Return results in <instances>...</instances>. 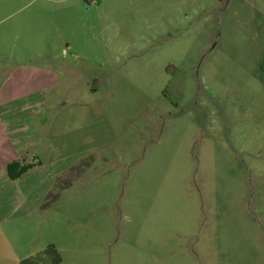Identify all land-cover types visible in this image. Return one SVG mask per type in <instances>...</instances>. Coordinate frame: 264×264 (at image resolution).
<instances>
[{
  "label": "rangeland",
  "instance_id": "1",
  "mask_svg": "<svg viewBox=\"0 0 264 264\" xmlns=\"http://www.w3.org/2000/svg\"><path fill=\"white\" fill-rule=\"evenodd\" d=\"M2 6L0 82L14 66L50 69L49 100L67 102L35 155L46 167L33 177L64 179L28 217L44 223L33 253L53 243L58 264H264V0Z\"/></svg>",
  "mask_w": 264,
  "mask_h": 264
},
{
  "label": "crops",
  "instance_id": "2",
  "mask_svg": "<svg viewBox=\"0 0 264 264\" xmlns=\"http://www.w3.org/2000/svg\"><path fill=\"white\" fill-rule=\"evenodd\" d=\"M2 2L0 0V22ZM1 37L0 32V40ZM0 51L2 53L3 50ZM4 52L5 56H13L11 52ZM44 69L28 71L29 69L21 70L14 66L0 82V264H18L20 260L35 254L33 252L36 245L46 243L43 238V221H30L28 217L44 215L42 204L55 182L53 184L50 177H33L34 174L41 173L39 167H46L39 163L35 155L48 153L41 148L48 139L44 131L49 130L58 117L53 115H60L67 107V102L60 99L49 100L48 91L53 86H58L59 82L52 70ZM19 101L26 104L21 107L25 110L18 111ZM16 103L18 110L15 108V111L7 112ZM47 109L51 110L52 115L45 118ZM67 114L70 121L77 110H68ZM40 118L47 127L37 123ZM65 145L60 136L53 150H62ZM75 148L77 145H74ZM69 153L76 154L78 158L84 156L81 155L84 154L83 151ZM8 165H11L12 176L6 174ZM27 165L30 167L20 173V168Z\"/></svg>",
  "mask_w": 264,
  "mask_h": 264
},
{
  "label": "trees",
  "instance_id": "3",
  "mask_svg": "<svg viewBox=\"0 0 264 264\" xmlns=\"http://www.w3.org/2000/svg\"><path fill=\"white\" fill-rule=\"evenodd\" d=\"M30 165L27 166H22L20 168V173L22 171H25L27 168H29ZM8 170V176H12L13 174H11V165H8L7 167ZM64 178H58L56 181V185L54 186V188L46 195L44 202L42 204V208L48 207L51 203V201L56 197L57 195V189L56 186L59 182H61ZM61 258L59 256V254L57 253L56 247L53 243H48L45 248L35 254L34 256H30L28 258L22 259L19 261L18 264H58L60 263Z\"/></svg>",
  "mask_w": 264,
  "mask_h": 264
}]
</instances>
